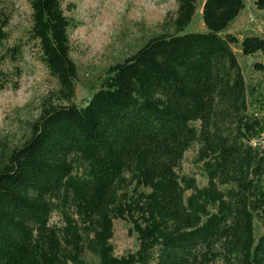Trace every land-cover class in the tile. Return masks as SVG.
Listing matches in <instances>:
<instances>
[{
    "label": "trees",
    "instance_id": "obj_1",
    "mask_svg": "<svg viewBox=\"0 0 264 264\" xmlns=\"http://www.w3.org/2000/svg\"><path fill=\"white\" fill-rule=\"evenodd\" d=\"M198 1L177 0L76 105V24L62 0H29L28 39L58 87L21 142L0 139V264H264V121L233 50L264 53V39L224 34L243 0H203L204 31L185 32ZM8 25L0 11V90L22 59ZM115 220L135 251L114 254Z\"/></svg>",
    "mask_w": 264,
    "mask_h": 264
},
{
    "label": "rangeland",
    "instance_id": "obj_2",
    "mask_svg": "<svg viewBox=\"0 0 264 264\" xmlns=\"http://www.w3.org/2000/svg\"><path fill=\"white\" fill-rule=\"evenodd\" d=\"M255 1L243 0L244 10L224 34H231L239 41L245 36L264 39V10H258ZM202 4L203 0H199L185 32L204 31ZM62 5L66 15L76 24L68 31V38L70 57L78 69L73 103L82 105L98 88L109 67L123 61L160 31L165 17L175 12L177 0H62ZM0 11L9 17L8 43L23 45L16 87L0 90V139H6L11 147L25 138L28 124L37 118L41 103L58 85L39 60L35 44L28 39L29 0H0ZM233 50L248 87L249 109L264 121V70L258 71L254 67L255 64L264 66V53L243 56L239 47L235 46ZM7 67L11 68V65L5 64L4 69ZM191 156L192 152L185 155L184 172L191 169ZM255 229L258 234L257 225ZM111 243L116 256L137 248L135 237L121 220L113 223Z\"/></svg>",
    "mask_w": 264,
    "mask_h": 264
},
{
    "label": "built area",
    "instance_id": "obj_3",
    "mask_svg": "<svg viewBox=\"0 0 264 264\" xmlns=\"http://www.w3.org/2000/svg\"><path fill=\"white\" fill-rule=\"evenodd\" d=\"M256 116H257V115H256ZM260 142H261V143H264V133L261 134Z\"/></svg>",
    "mask_w": 264,
    "mask_h": 264
}]
</instances>
